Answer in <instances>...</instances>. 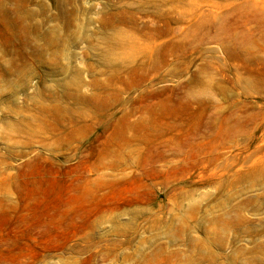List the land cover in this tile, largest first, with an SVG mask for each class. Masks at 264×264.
<instances>
[{
    "label": "rangeland",
    "instance_id": "1",
    "mask_svg": "<svg viewBox=\"0 0 264 264\" xmlns=\"http://www.w3.org/2000/svg\"><path fill=\"white\" fill-rule=\"evenodd\" d=\"M0 264H264V0H0Z\"/></svg>",
    "mask_w": 264,
    "mask_h": 264
}]
</instances>
